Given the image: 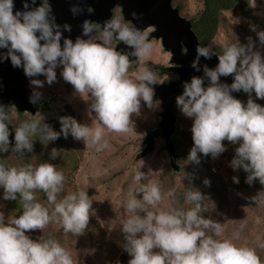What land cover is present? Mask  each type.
Masks as SVG:
<instances>
[{
    "label": "clouds",
    "instance_id": "9594fccd",
    "mask_svg": "<svg viewBox=\"0 0 264 264\" xmlns=\"http://www.w3.org/2000/svg\"><path fill=\"white\" fill-rule=\"evenodd\" d=\"M254 6V0H250ZM14 9V0H0V60H10L13 67H21L30 78L32 91L29 101L37 103L38 91L47 82L61 76L73 85L82 98L90 97L89 114L95 113L99 124H85L75 117H59L60 131L43 122L42 116L20 121L14 128V152L31 150L33 137L41 141H54L61 134L67 138L82 139L86 146L97 151L108 147L104 129L127 133L132 128V114L139 115L141 101L153 106V87L158 83L157 73L151 65L160 63L157 44L146 28L126 22L123 15L113 13L102 22L85 18L80 23V34L72 39L64 36L72 25L58 23L49 0H24L23 7ZM73 18L83 11L79 2L70 6ZM132 17L138 14L133 12ZM260 44L264 45V30L256 29ZM61 41H63L61 43ZM114 42L123 43L127 51H120ZM255 42L248 37L246 44L228 42L222 45L215 67L203 66V75H193L183 83V91L176 97L180 110L192 119L193 146L187 160L199 162L197 153L213 157L225 150L224 140L236 145L230 161L234 169L242 168L251 184L258 178L264 184V105L252 97L264 98V56L254 50ZM212 49L196 45V55L191 67L200 70V58H210ZM130 57L137 65L146 59L149 66L139 67L129 74ZM232 75L231 84L222 82L221 76ZM43 75L45 80L35 77ZM207 79V85L204 80ZM248 93L247 102L232 95L234 91ZM161 115V114H160ZM4 104H0V152L9 148L13 119ZM161 120V118H160ZM161 140H164L162 136ZM166 144V143H165ZM57 150L52 149L55 157ZM132 180L136 187L129 191L122 206L126 216L121 222L125 234L123 247L129 253L128 264H261L254 249L237 246L230 239H216L224 231L222 223L201 215V191L191 187L184 193L188 208L159 210L165 195L155 182L147 180L144 172L136 171ZM64 175L49 162L37 166H12L0 163V187L3 198L22 201V212L7 221L0 212V264H74L70 252L55 239H32L27 231L58 223L65 233L79 235L88 225L92 200L87 192H69L58 199ZM238 183L239 178L234 176ZM205 184L208 180L205 179ZM42 190L47 204L38 201L34 190ZM171 190L168 195H173ZM257 204L264 203L260 192L251 197ZM156 209V210H154ZM141 212L143 215H141ZM243 228V224L239 226ZM237 231L234 235H238ZM159 249V251H153Z\"/></svg>",
    "mask_w": 264,
    "mask_h": 264
},
{
    "label": "rangeland",
    "instance_id": "374dc122",
    "mask_svg": "<svg viewBox=\"0 0 264 264\" xmlns=\"http://www.w3.org/2000/svg\"><path fill=\"white\" fill-rule=\"evenodd\" d=\"M247 2L249 4L246 7L247 14L237 4L234 7L223 8L218 12V32L206 46L219 54L223 44L237 41L246 44L248 37H251L255 42L254 50H258L264 56V45L260 44L256 31L250 27L254 24L257 31L264 30V0H254V6L250 0ZM174 4L180 5L183 16L195 21L200 18L205 8V0H175ZM116 10L117 8L114 13H117ZM153 40L157 44V57L162 61L163 54L160 51V43L156 39ZM149 61L151 60L149 59ZM160 80L161 77L159 76L158 81ZM64 86L60 82H54L52 84L53 89L52 87L49 88L48 84H44L42 98L38 99V104L35 103L39 108L34 106L37 108L35 112L19 113L15 107H11L10 112L14 114V117L10 122L13 123L14 128L20 121L33 116H42L43 122L52 128L54 125L60 128L59 117L65 115L75 117L81 123L99 124L95 118V113L89 114L90 98L88 96L82 98L75 92L74 87H70L71 85L65 87L71 89L72 92H65ZM247 99V94L241 98L244 102H247ZM255 100L264 105V98H256ZM161 110V103L158 100L153 101L151 108L141 101L139 115L132 114L131 131L117 133L105 128L104 139L108 141V147L99 151L95 147L86 146L82 139H74L71 134L67 138L63 134L60 135L61 138L67 140L63 143L67 144L66 150L73 147L78 148L76 152L70 154L72 158H76L79 167L76 173L72 170L71 174L68 172L71 166H65L67 179L63 181L62 190L57 194V198L60 199L69 192L83 190L92 200L86 227L90 229V235L83 232L81 236L70 239L64 232L62 235L64 238L59 237L63 241L62 243L57 236L51 235L52 239L57 240L70 252L74 264H116L118 262L120 252L125 250L123 247L125 234L121 231V222L126 216V212L122 204L127 198L128 192H134L136 185L132 176L136 171L141 170L146 174L147 180H142V183L149 181L156 183L159 180V186L165 195L164 201L156 206L159 210L182 208L177 206L179 192L184 194L191 187L198 190L203 188L197 182H193L188 188L187 183L190 180L186 176L188 169H190L187 165L188 161H182L185 172L179 173L173 172L170 158L165 150L154 149L147 156L140 157L139 153L144 146L141 140L148 129L156 127L160 120ZM179 116L180 119L176 126V132H178L176 140L179 145L185 146L187 142L192 141L189 137L192 135V120L180 108ZM52 121H54L53 124H51ZM58 140L59 138L51 141V143L59 145ZM159 141L163 142L160 138ZM32 142L38 144L32 143L34 147L30 151L25 149L22 153L16 154L11 148L0 152V158H5L8 165L26 166L31 164L35 167L40 161L38 158L43 155L42 152H50L53 147L41 141L39 134L33 137ZM223 143L225 144L224 152L234 145L225 140ZM178 151L180 152L179 149ZM211 156L209 153L208 161L213 166L214 172L213 185L204 186L205 192L202 193L204 204L201 206V215L222 223L224 231L220 236H215L210 230H206V232L216 239H230L237 246H247L254 249L261 264H264V203L257 204L251 199L253 195L255 196L259 192L264 194V184H261L258 178L251 184L247 183L245 177L248 173L242 168H232L228 157L218 154L211 159ZM218 157H222L224 160H219ZM68 175L73 179H70ZM234 176L239 178L238 183L233 181ZM173 189L175 190L174 194L168 195ZM3 191V188L0 187V212L3 213L7 221L8 218H14L17 215L14 211H9L8 199L3 198ZM247 191H252L251 195ZM34 193L42 203L47 204V197L41 198V195L42 197L44 195L42 190L36 189ZM185 205L184 208L193 206L186 203ZM7 215L11 216L7 217ZM141 215H143L142 212ZM49 224H51L49 230L52 233L55 227H58V223ZM241 224H243L242 229L239 228ZM49 230L47 231L48 234ZM237 231L239 234L234 235ZM26 234L32 239H39V237L35 238L38 234L34 230H29ZM153 251H159V249H153Z\"/></svg>",
    "mask_w": 264,
    "mask_h": 264
},
{
    "label": "water",
    "instance_id": "95a60500",
    "mask_svg": "<svg viewBox=\"0 0 264 264\" xmlns=\"http://www.w3.org/2000/svg\"><path fill=\"white\" fill-rule=\"evenodd\" d=\"M24 0H14V11L23 7ZM74 2H79L83 6V11L80 15L73 18L70 12V6ZM41 3V0H36V5ZM57 22L63 24L65 21L72 25L71 32H64V36H70L75 39L80 34V23L83 19L89 18L95 22H102L110 16L111 7L115 4L123 7V14L133 24L141 28L152 24L156 26L153 36L161 38L166 48L170 49L173 53V62L179 66H173L171 70L180 74V79L177 81L156 83L153 85L155 90L153 101L158 100L161 102V115L160 126L161 136L165 138L166 151L170 156L172 165L177 164V153L175 151L174 138L177 133L174 131V126L177 121L178 105L176 104V97L183 91V83L191 79L193 75L202 76L203 66L206 64L209 67H215L218 64V55L214 53L210 58H200V70L197 71L191 67V61L196 55V45L201 43L197 34L191 27L188 19H185L172 4V0H49ZM92 4L94 11H90L88 5ZM133 12L138 14L137 18L131 16ZM100 18H99V17ZM104 16V18H102ZM63 41H61L62 43ZM127 51L123 43L120 44ZM182 46L186 51H182ZM6 49H0L4 52ZM134 58V57H130ZM0 76L3 80V90L0 87V104L8 106L14 104L21 112L31 111L35 112L34 103L29 101V94L31 88L29 80L24 74L21 67H13L10 60H0ZM233 76H221L220 80L231 84ZM207 84V80H204ZM243 91H234L232 95L240 99ZM9 135V148L14 144V126L8 124ZM19 154V152H15Z\"/></svg>",
    "mask_w": 264,
    "mask_h": 264
},
{
    "label": "trees",
    "instance_id": "16d2710c",
    "mask_svg": "<svg viewBox=\"0 0 264 264\" xmlns=\"http://www.w3.org/2000/svg\"><path fill=\"white\" fill-rule=\"evenodd\" d=\"M238 5L239 7H241L244 12L247 14L248 11H246V7L249 6L247 0H205V8L202 12V15L200 16V18L197 21H193L194 22V28L198 34V36L200 37V39L203 41L204 44H207L211 39H213L219 29V18H218V12L223 9V8H230V7H234L235 5ZM252 97L253 99H256L255 97V93H252ZM258 99V98H257ZM244 102V101H243ZM246 103V102H245ZM54 121L51 122V124H53ZM53 129L56 131H60V128L57 127L56 125L53 126ZM161 137V126H160V121L157 122L156 127L153 129H148L145 132L144 137L142 138L141 141H143L144 146L142 148V150L140 151L139 155L140 157H144L147 156L148 154H150V152H152L154 149H162L165 146V142H160L159 138ZM190 139L192 140V135L189 136ZM59 140L57 141L59 143V145H53L51 143V141L47 142L44 141V143H47L50 147H53L57 150V155L55 157H53L51 155V151L50 152H42L43 155H41L40 158H38L40 161H38L39 163L42 162H49L52 163L57 170L61 171L64 175V180H66V176H65V166H71L70 171H68L69 173H71L72 170H74L73 172L76 173L79 167V163L76 160V158H72L71 157V152H76L78 150V148L73 147L72 149H68L66 150L67 144H63L64 142H66V139L61 138V136L58 137ZM227 141V140H225ZM158 142V144H157ZM34 145L38 144L37 142H32ZM193 140L187 142V144L185 146L183 145H179L178 141L175 144V148L178 152V156H177V164L174 166L171 164V168L173 170V172H179L182 173L183 171L185 172L184 166L182 161H188L187 160V156L188 153L190 152L192 146H193ZM34 147V146H33ZM235 147L236 145L231 146L230 149L226 150L225 153L224 151L222 153H220L219 155L221 156H225L228 157V160L231 161V159L233 158L234 154H235ZM58 148H61V150H58ZM178 149L180 150V152L178 151ZM197 155L199 156V162H190L188 161V166L190 169H188L187 171V177H189V181L187 183L188 188L191 187L193 182H197L199 183V185H201L203 188H201V193L205 192V185H213L212 184V177L214 176V172H213V166L209 163L208 161V155H204L202 153H197ZM72 156H74V154H72ZM219 160H224L222 157H218ZM0 163H4L5 165H8L7 161L5 160V158H0ZM196 165H195V164ZM161 167V165H160ZM72 174V173H71ZM70 179H73V177L69 176ZM161 177V176H160ZM205 179L208 180V183L205 184L204 181ZM156 183L158 185H160L159 180L156 181ZM64 184V182H63ZM245 187V186H244ZM247 187V186H246ZM219 191H221L220 189H218ZM249 192V194L251 195L252 191H247ZM43 197L41 195L42 199H45L44 197H46V194L43 192ZM179 197H178V202H177V206L184 208L185 205V200H184V194L179 192ZM35 195V193H34ZM254 196V195H253ZM36 197V195H35ZM36 199L38 201L41 202V200L38 199V197H36ZM42 203V202H41ZM203 200L201 201V206H203ZM8 207H9V211H14L15 215H19L22 212V201H20L19 195L17 196V200H11L8 199ZM11 216V215H10ZM7 215V217H10ZM233 221V220H231ZM234 222V221H233ZM52 223V222H51ZM232 223V222H231ZM51 224H48L44 230L41 229H34V231L36 232V234H38L35 238L39 237L40 240H46L51 238V235H55L58 237L59 241L62 243L63 241L59 238V237H63V229L62 227L58 224V227H55V229L53 230V232L51 233L49 228H50ZM49 230V234L47 233V231ZM86 234H91V231L89 228H86L84 231ZM68 236V238H76L77 236H81V234L79 235H74L72 233H67L66 234ZM65 239H67L65 237ZM130 255L126 250H123L120 252L119 254V259L118 262H116V264H128V261L130 259Z\"/></svg>",
    "mask_w": 264,
    "mask_h": 264
},
{
    "label": "flooded vegetation",
    "instance_id": "af4514ba",
    "mask_svg": "<svg viewBox=\"0 0 264 264\" xmlns=\"http://www.w3.org/2000/svg\"><path fill=\"white\" fill-rule=\"evenodd\" d=\"M174 1H175V0H172V4H173V6H174L175 8H177V9L179 10L180 14H181V8H180V5H179V4H174ZM88 8H89V10H90L91 12L94 11V7H93L92 4H89V5H88ZM116 8H117L116 12H117V13H120L121 15H123V17H124V19H125L126 22L133 23V22L131 21V19L127 18V17L125 16V14H123V7L120 6V5L115 4L114 6H112L111 9H110V10H111V14L114 13V11H115ZM111 14H110V15H111ZM181 15H182V14H181ZM182 16H183V15H182ZM98 17H99V16H98ZM100 17H101V16H100ZM100 17H99V18H100ZM183 17H184L185 19H188V20L190 21L192 29H193V30L195 31V33L197 34V32H196V30H195V28H194V22H193L194 19H192V18H186L185 16H183ZM102 18H104V16H103ZM94 22H95V21H94ZM145 28L149 31V33H150V38H151L152 40H153V39L158 40V42L160 43V51H161V53L163 54V59H162L163 62L161 61V62L158 63V64H153V65H151V67L153 68V70L156 71V73H157V78H159V76L161 77V80L158 81V83H165V82H171V81H177V80H179V79H180V74L177 73V72L174 71V70H171V68H172L173 66H179V64L173 62V60H172L173 53L171 52L170 49L166 48V46L163 44L161 38H156V37L153 36V32L155 31L156 26L150 24V25L146 26ZM197 36H198V34H197ZM198 39L201 41V43H202L204 46H206V44L203 43V41L200 39L199 36H198ZM120 44H121V43H119V42H114V45L118 48V50L124 52V48H123L122 46H120ZM182 51H183V52L186 51V49H185L184 46H182ZM212 52L217 53V51H215V50H213V49H212ZM217 54H218V53H217ZM134 59H135V58H130L129 74H133V71H137V70H138L137 67L141 65V64H140V65H137V62H136ZM142 63H143V65L146 64L145 66H149V65L151 64V61H149V59H147V60L143 61ZM61 67H62V66L57 67V69H56L57 78H56L55 81H53L51 84H48L47 82L44 83V84H48V85H49V88L52 87V84H53L54 82H60V83L64 84L65 86H69V85H71L70 87H73V85H72L71 83L66 82V81L63 79V77L61 76ZM202 75H203V72H202ZM27 78H28V80H30L29 77H27ZM35 78H38V79H41V80H45V77H44L43 75H39L38 77H35ZM3 80H4V78L0 76V87H1L2 90H3ZM205 80H207V79H205ZM207 83H208V81H207ZM44 84H43V87H41V88L38 89V91L41 93L40 98H42V93H44V92L42 91V89L44 88ZM205 85H207V84H205ZM29 86H30V83H29ZM65 86H64V91H65V92H67V91H71V92H72L71 89H67ZM152 87H153V85H152ZM30 88H31V91H32V86H30ZM52 88H53V87H52ZM53 89H54V88H53ZM154 91H155V90H154V88H153V94H154ZM244 94L249 95L248 93L242 92L241 95H240V99L243 97ZM88 98H90V97H88ZM159 102H160V101H159ZM160 103H161V102H160ZM37 104H38V102H37ZM37 104H36V105L34 104V106H37V107H38ZM11 107H15V109H16L19 113H22L21 111L18 110V107H17L16 105H14V104L8 106V110H9V111H10V108H11ZM38 108H39V107H38ZM35 109L37 110L36 107H35ZM24 112H25V111H24ZM160 114H161V112H160ZM179 119H180V116H179V106H178L177 121H176L175 126H174V131H175V132H176V126L178 125V121H179ZM191 120H192V119H191ZM159 121H160V120H159ZM10 123H11V122H10ZM11 124H13V123H11ZM176 133L178 134V132H176ZM162 138L164 139L163 141L165 142V138H164V137H162ZM176 138H177V135H176V137L174 138V144L177 143ZM174 146H176V145H174ZM10 149H11V148H10ZM162 150H165V151H166V145L164 146V148H162ZM175 151H176V153H177L176 148H175ZM166 153H167V151H166ZM167 155H168V157L170 158V156H169L168 153H167ZM177 156H178V153H177Z\"/></svg>",
    "mask_w": 264,
    "mask_h": 264
},
{
    "label": "crops",
    "instance_id": "0c3cea01",
    "mask_svg": "<svg viewBox=\"0 0 264 264\" xmlns=\"http://www.w3.org/2000/svg\"><path fill=\"white\" fill-rule=\"evenodd\" d=\"M142 66H144L143 63H141V65H140L139 67H142ZM137 69H138V68H137ZM135 72H136V71H133V74H134Z\"/></svg>",
    "mask_w": 264,
    "mask_h": 264
}]
</instances>
